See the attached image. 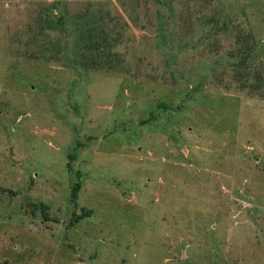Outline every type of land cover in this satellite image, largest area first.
Listing matches in <instances>:
<instances>
[{
    "label": "rangeland",
    "instance_id": "rangeland-1",
    "mask_svg": "<svg viewBox=\"0 0 264 264\" xmlns=\"http://www.w3.org/2000/svg\"><path fill=\"white\" fill-rule=\"evenodd\" d=\"M0 264H264V0H0Z\"/></svg>",
    "mask_w": 264,
    "mask_h": 264
},
{
    "label": "trees",
    "instance_id": "trees-1",
    "mask_svg": "<svg viewBox=\"0 0 264 264\" xmlns=\"http://www.w3.org/2000/svg\"><path fill=\"white\" fill-rule=\"evenodd\" d=\"M57 24L60 26L62 24V20L59 19V21L57 22ZM69 158L70 159H74V155L73 154H69ZM67 170L69 172H73V166H72V163H71V160H69L67 162ZM75 174L77 175L78 179L77 181L74 182L73 186H72V190H71V195H70V200L72 202H76L77 198H78V194H79V191L81 189V180H80V172L79 171H76ZM90 211L87 210V211H84L83 213L81 214H77L75 215V221L78 222L79 220L87 217L90 215Z\"/></svg>",
    "mask_w": 264,
    "mask_h": 264
}]
</instances>
